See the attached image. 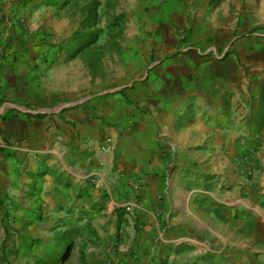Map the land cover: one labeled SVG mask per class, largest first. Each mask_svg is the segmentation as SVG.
Wrapping results in <instances>:
<instances>
[{"label": "crops", "instance_id": "crops-1", "mask_svg": "<svg viewBox=\"0 0 264 264\" xmlns=\"http://www.w3.org/2000/svg\"><path fill=\"white\" fill-rule=\"evenodd\" d=\"M211 2L169 1L182 14L146 19L156 33L131 65L132 104L78 106L62 77L12 50L0 62L5 206L49 214L112 264H175L166 247L204 228L224 253L235 229L264 242V3Z\"/></svg>", "mask_w": 264, "mask_h": 264}, {"label": "rangeland", "instance_id": "rangeland-1", "mask_svg": "<svg viewBox=\"0 0 264 264\" xmlns=\"http://www.w3.org/2000/svg\"><path fill=\"white\" fill-rule=\"evenodd\" d=\"M169 1L183 2L0 0V62L20 47L23 58L43 66L45 77L53 80L58 74L63 78V84L73 89L70 94L74 95V104L79 106L89 97L116 94L132 104L129 94L136 81H132L131 65L143 51L153 48L155 31L148 30L146 19L151 22L158 13L182 14ZM239 1L242 7L255 5L253 0ZM261 1L264 3L256 0V4ZM220 2L211 3L216 7ZM195 13L193 9L191 14ZM169 23L176 26L177 22ZM177 30L180 36L186 33L184 26ZM7 201L10 197L3 196L0 189V264H112L101 254L96 255L93 241L72 238L70 244L61 243L58 236L69 231H63L64 225L49 214L7 208ZM250 207L254 212V203ZM221 248L213 230L204 228L197 240H179L177 246L166 247L163 260L170 258L175 264H264V242L258 237L245 239L238 229L234 230L229 253L220 252ZM158 256L161 264V253Z\"/></svg>", "mask_w": 264, "mask_h": 264}, {"label": "trees", "instance_id": "trees-1", "mask_svg": "<svg viewBox=\"0 0 264 264\" xmlns=\"http://www.w3.org/2000/svg\"><path fill=\"white\" fill-rule=\"evenodd\" d=\"M64 233H63V235H61V236L59 235L58 236L60 242L63 243V242H66L67 241L66 243H69L70 244V241L73 238L72 234H70V232H66V234L64 235ZM60 245H62V244H60ZM58 247H60V246H58Z\"/></svg>", "mask_w": 264, "mask_h": 264}, {"label": "built area", "instance_id": "built-area-1", "mask_svg": "<svg viewBox=\"0 0 264 264\" xmlns=\"http://www.w3.org/2000/svg\"><path fill=\"white\" fill-rule=\"evenodd\" d=\"M183 38H184V34H183ZM125 208H126L127 213L131 216V218H134L135 210H136V204H128Z\"/></svg>", "mask_w": 264, "mask_h": 264}]
</instances>
